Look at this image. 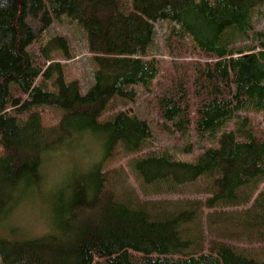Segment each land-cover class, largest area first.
<instances>
[{"label": "trees", "instance_id": "trees-1", "mask_svg": "<svg viewBox=\"0 0 264 264\" xmlns=\"http://www.w3.org/2000/svg\"><path fill=\"white\" fill-rule=\"evenodd\" d=\"M263 5L0 0V227L44 193L57 150L88 132L105 148L60 199L49 197L48 232L0 231V264H264V128L250 115L264 120V27L255 23ZM63 16L86 32L95 61L86 90L52 54L68 55L64 36L35 44ZM160 20L170 23L166 59L152 51ZM44 107L58 111L55 123L44 121ZM191 131L204 143L191 161L146 150L159 132ZM118 153L131 156L141 187L124 166L107 168ZM201 179L195 193L166 197ZM221 214L230 226L213 229L225 223Z\"/></svg>", "mask_w": 264, "mask_h": 264}, {"label": "rangeland", "instance_id": "rangeland-1", "mask_svg": "<svg viewBox=\"0 0 264 264\" xmlns=\"http://www.w3.org/2000/svg\"><path fill=\"white\" fill-rule=\"evenodd\" d=\"M255 23L257 28L264 27V5L256 13ZM169 26L170 23L164 20H160L155 23L156 37L152 46V51L158 55L157 57H161L162 59L169 57L166 53L163 41ZM57 35L64 36L68 41V55L64 50L61 52H52L55 60L62 62L66 80L70 81L78 78L81 81L83 89H88L94 80L95 61L89 51L84 28L77 21L70 19V17L63 16L60 20L55 21L46 33L45 37L41 38L35 44L36 46H41V44H45L48 41L50 36ZM144 105V96L140 95L136 107L143 108ZM42 113L43 119L47 124L55 123L59 115L57 110L50 107H44L42 109ZM250 115L254 117L255 122L258 123L257 125L264 128L262 113L251 112ZM74 140H76L75 143H71V146L69 147L57 150V152L51 155L50 159L46 161L45 185H43L45 189L43 188L42 191L44 193L37 195L35 200L28 195L25 196L30 199L24 200V202L20 203L16 207L10 219L7 222H4L2 227H0L1 232L3 231L2 229H6L7 231L14 226L20 229L19 233H21V235H26L31 238L45 234L50 230L49 224H51L53 208L50 209V206L47 205L49 203V197L54 194V192L56 194L58 192V198L60 199V191L62 192L64 186L66 184L68 185V179L71 175L76 171L84 172L91 164L90 161L94 159H98L100 161L103 151L105 154L104 144L102 146L99 144L102 139L98 137L95 138L90 132L84 134L83 136H79ZM95 143H98L99 147H97ZM190 144H193V146H191L187 152H184V146H190ZM151 146L152 148L146 150L167 148V150L173 153L177 159L191 161L194 156L201 151L204 143L192 131L185 136L178 135L176 133L159 132V134L152 138ZM112 158L114 159L109 162L107 168L116 166L121 167V165L124 166L125 170L133 178L132 181L134 185L137 188L141 187L140 181L135 180L133 170L128 168L131 156L127 157L125 154L118 153ZM105 160L107 161L109 159ZM190 189V185H187L186 188L185 186H181V190L177 189L175 191H171V194L166 197L171 199H182L187 193H192ZM149 194L154 198L165 197L157 195L155 192H150ZM64 196L67 195L64 194ZM230 213L231 212L227 214L230 215ZM239 215L240 214H237L236 212L230 216L238 217ZM217 216L219 215H215V217ZM225 216L227 215H220V217L225 218V220H223L225 223L214 224L212 222L213 229H215V227H219L221 230H226L227 227L230 226L228 224L229 220H227V217ZM209 218L213 219L214 217L210 215ZM224 224H227L228 226H224Z\"/></svg>", "mask_w": 264, "mask_h": 264}, {"label": "bare ground", "instance_id": "bare-ground-1", "mask_svg": "<svg viewBox=\"0 0 264 264\" xmlns=\"http://www.w3.org/2000/svg\"><path fill=\"white\" fill-rule=\"evenodd\" d=\"M87 44H88V42H87ZM89 48V47H88ZM200 181V182H199ZM199 181H194V182H192V183H189V184H187V185H190L191 186V191L193 192V193H195V191H196V189H195V187L198 185V184H202L203 182H204V180L203 179H201V180H199ZM186 185V186H187Z\"/></svg>", "mask_w": 264, "mask_h": 264}]
</instances>
